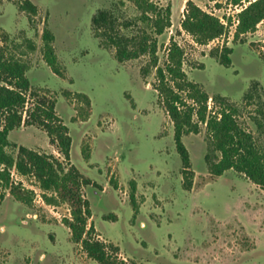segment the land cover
<instances>
[{
	"label": "rangeland",
	"instance_id": "rangeland-1",
	"mask_svg": "<svg viewBox=\"0 0 264 264\" xmlns=\"http://www.w3.org/2000/svg\"><path fill=\"white\" fill-rule=\"evenodd\" d=\"M30 1L37 6L35 14L19 7L22 0H0V44L6 56L28 64L26 75L38 94L54 99L71 136L70 159L35 125L13 129L8 139L52 154L65 167L73 164L97 184L80 191L89 202L90 235L126 264H264V189L233 169L209 173L203 123L197 133L182 137L193 173L189 184L175 149L173 123L153 87L154 71L141 73L147 58L118 61L93 27L92 17L108 9L116 26L131 34L137 25L122 24L136 21V7L127 0ZM152 1L171 6L170 27L156 36L159 63L170 42H177L187 79L209 96L236 104L238 122L264 149V130L253 122L254 116L263 122L256 110L264 100V19L254 31L234 38L247 1L192 0L225 26L221 36L199 44L180 25L187 0ZM44 29L53 35L61 75L43 58ZM223 46L232 48L229 66L210 54ZM217 106L209 98L208 108ZM6 150L17 153L13 145ZM11 181L32 194L24 203L0 186V264H99L72 240L63 222L71 219L67 201L14 168ZM43 194L56 202L47 203Z\"/></svg>",
	"mask_w": 264,
	"mask_h": 264
},
{
	"label": "trees",
	"instance_id": "trees-1",
	"mask_svg": "<svg viewBox=\"0 0 264 264\" xmlns=\"http://www.w3.org/2000/svg\"><path fill=\"white\" fill-rule=\"evenodd\" d=\"M127 1L139 12L136 21L128 20L122 24L125 28L137 25L133 33H123L114 23L112 12L108 9L99 10L92 17L93 27L103 45L114 49L118 61L147 58L141 73L147 75L154 71L153 87L173 123L175 149L181 159V170L189 184L193 173L182 137L191 132L197 133L199 124L203 123L208 138L205 161L209 173L221 175L224 171L233 169L264 189V149L256 144L252 133L238 122V106L224 96H209L198 83L187 79L182 68L184 52L177 42H170L165 61L159 63L156 36L171 25L170 4L162 7L152 0ZM245 1L248 3L238 13L234 38L254 31L256 25L264 19V0ZM19 7L32 14L37 12V6L30 0H22ZM138 22L144 25L139 26ZM180 25L199 44H207L225 32V26L218 17L204 11L192 0L186 1ZM42 37L43 58L54 73L61 75L52 46L53 35L50 30L44 29ZM231 51V47L223 46L220 50L212 49L210 54L221 65L229 66ZM27 70L28 64L25 61L12 55L6 56L0 44V186L7 189L15 199L28 203L32 191L22 192L20 183L15 185L11 181V169L14 168L19 175H32L43 191L56 192L62 201L70 204L71 219L64 218L63 222L69 228L72 240L81 244L88 257L99 264H126L110 255L104 241L90 235L93 226H87L91 216L89 202L82 198L80 191L84 186L97 184L83 177L73 164L65 167L52 154L24 145L17 146L9 141L8 135L13 129L21 125H35L46 132L49 141L56 144L65 160L70 159L71 136L68 127L56 112L54 99L40 96L31 86ZM253 89L256 91V86ZM248 97L252 95L247 94L246 98ZM209 98L218 105L215 109L208 108ZM256 111L263 117V122L255 116L253 122L257 129L264 130V100ZM11 145L17 147L15 156L6 150ZM43 197L47 203L56 202L54 197L46 194Z\"/></svg>",
	"mask_w": 264,
	"mask_h": 264
}]
</instances>
